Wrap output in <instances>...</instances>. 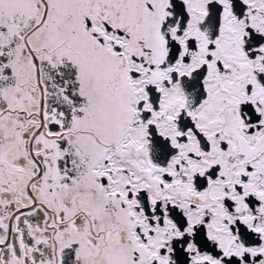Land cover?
<instances>
[{
	"label": "snow or ice",
	"instance_id": "6c2138e0",
	"mask_svg": "<svg viewBox=\"0 0 264 264\" xmlns=\"http://www.w3.org/2000/svg\"><path fill=\"white\" fill-rule=\"evenodd\" d=\"M0 264H264V0H0Z\"/></svg>",
	"mask_w": 264,
	"mask_h": 264
}]
</instances>
